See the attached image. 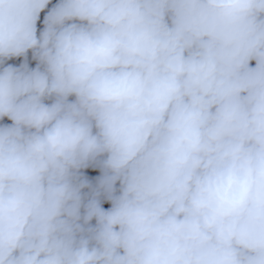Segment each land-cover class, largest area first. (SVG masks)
Listing matches in <instances>:
<instances>
[{
	"label": "clouds",
	"instance_id": "clouds-1",
	"mask_svg": "<svg viewBox=\"0 0 264 264\" xmlns=\"http://www.w3.org/2000/svg\"><path fill=\"white\" fill-rule=\"evenodd\" d=\"M0 264H264V0H0Z\"/></svg>",
	"mask_w": 264,
	"mask_h": 264
}]
</instances>
